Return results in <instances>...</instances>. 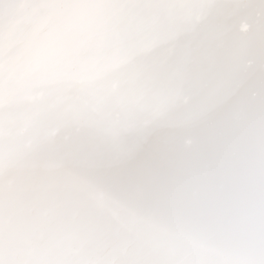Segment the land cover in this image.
Returning a JSON list of instances; mask_svg holds the SVG:
<instances>
[{
  "label": "snow or ice",
  "instance_id": "6c2138e0",
  "mask_svg": "<svg viewBox=\"0 0 264 264\" xmlns=\"http://www.w3.org/2000/svg\"><path fill=\"white\" fill-rule=\"evenodd\" d=\"M7 2L33 17L37 31L47 29L49 51L105 17L122 18L133 37H149L126 57L124 93L97 95L82 130L67 141L68 154L80 167H103L110 182L174 225L167 230L173 246L264 264V52L243 56L223 23L201 22L199 0ZM15 40L9 18L0 16V88ZM43 111L0 106V231L26 219L22 235L36 264H62L38 247L50 233L53 206L31 193V178L19 167L32 141L10 142ZM185 131L195 139L185 137L181 146Z\"/></svg>",
  "mask_w": 264,
  "mask_h": 264
},
{
  "label": "clouds",
  "instance_id": "9594fccd",
  "mask_svg": "<svg viewBox=\"0 0 264 264\" xmlns=\"http://www.w3.org/2000/svg\"><path fill=\"white\" fill-rule=\"evenodd\" d=\"M0 10H10L7 0ZM195 11L202 23H223L243 56L254 49L264 52V0H199ZM46 33L47 29L36 30L29 15L16 26L6 88H0V106L11 103L20 113L44 108L34 126L10 138L17 147L32 141L19 167L31 178V193L41 194L45 204L53 206L50 233L38 247L62 258V264H239L173 246L167 230L174 225L159 217L150 204L110 182L103 167H80L68 154L67 141L82 130L81 122L97 95L124 93L119 78L126 69V57L149 37H133L120 17H105L94 30L75 34L53 51L45 47ZM4 71L0 65V75ZM195 135L185 131L177 142L183 146L185 137L194 140ZM5 182L0 176V185ZM26 225L27 220L21 219L0 231L2 264H36L23 239Z\"/></svg>",
  "mask_w": 264,
  "mask_h": 264
},
{
  "label": "bare ground",
  "instance_id": "6f19581e",
  "mask_svg": "<svg viewBox=\"0 0 264 264\" xmlns=\"http://www.w3.org/2000/svg\"><path fill=\"white\" fill-rule=\"evenodd\" d=\"M0 16H7L15 29L19 23L23 22L27 18L28 14L23 8L13 5L10 6V10L7 13L0 10Z\"/></svg>",
  "mask_w": 264,
  "mask_h": 264
}]
</instances>
